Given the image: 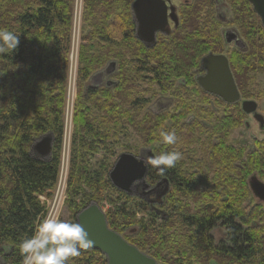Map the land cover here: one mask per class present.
<instances>
[{
    "label": "trees",
    "instance_id": "trees-1",
    "mask_svg": "<svg viewBox=\"0 0 264 264\" xmlns=\"http://www.w3.org/2000/svg\"><path fill=\"white\" fill-rule=\"evenodd\" d=\"M133 1L96 0L93 3L94 11L110 9L115 18L110 21L111 14L102 16L98 22L93 19L96 23L90 24L92 40L109 41L120 52L117 58L106 62L102 58L106 53L96 51L91 60L86 58L88 64L83 61L85 67L78 72L81 91L79 102L75 106L76 134L72 142L74 156L71 161L68 201L73 218L91 202H97L103 209L101 203L110 197L102 193L108 188L121 197L135 196L114 187L109 178L113 164L109 163L107 168L105 161L98 169L90 168V157L105 150L106 147L102 149L100 144H106L115 135V129L111 128L113 124L132 127L136 132L144 133L146 137L143 136V140L148 147L159 144V130H168L170 125V130H175L178 138L187 140H178L176 145L183 147L181 151L194 144V138L200 135L201 129L196 122L188 127L180 125L184 116L194 112L189 108L190 96L184 95L180 89H199L197 76L190 75V69H198L200 72L205 55L225 53L221 49L223 39L220 44L222 36L217 33L219 22L214 13L209 12L205 17L202 16V9L196 11V8H193V15L186 18L180 12L178 29L172 28L169 34L160 36L153 47H147L136 36V24L131 10ZM196 1L213 4L212 0ZM214 2L216 5L229 3L238 11L236 24L242 26L248 38V48L246 49V43L242 40L239 49L244 52L225 54L228 55L242 99L254 100L246 89L248 81H253L251 72H264V29L261 20L248 0ZM73 3L74 0H0V28L12 30L19 35L18 48L12 54L0 55V264H22L19 244L32 235L36 225L46 216V207L39 196H51L58 183ZM184 3L187 5L189 0ZM90 4L88 2V7ZM219 18L222 20L221 13ZM252 19H255V28L247 33L245 26L248 27ZM98 25L103 27L100 34L96 27ZM183 25L188 28L184 35L173 36ZM161 37L172 40L167 44ZM125 55L126 59L132 58L128 61V66L134 65L133 70L124 65ZM94 57L102 60L98 69L104 65L107 67L111 62L116 63L113 74H104L107 77L106 87L82 86L88 78L91 80L100 76L99 73L105 70L96 71L98 69ZM130 72L134 73V81H138L137 73L153 74L152 83L161 87L163 92L174 91L176 81L181 80L180 89L174 95L178 102L177 111L181 113L173 115L171 124L166 126V120H161L160 117L156 120L146 117L138 123L135 121L139 114L136 118L132 106L137 102L138 96L133 89V80L128 77ZM114 77H118V81ZM112 88H118L115 99L110 93ZM215 100L221 107L225 106V110L218 108V125L211 135L220 136L221 143L212 146L215 162L210 171L218 177V182L225 179L228 189L225 199L210 197L204 191V196L197 195L193 190L197 180H189L188 173L180 163L166 170L164 175L156 169L152 170L151 165L148 171L147 182L152 188L154 182L155 186L161 183L164 187L165 180H168L170 189L176 187L180 191V198L184 199V205L178 213L174 208L170 213L158 208L163 207L167 198L171 197L174 202L170 189L162 204L157 207L144 199L146 206L149 202L152 211L162 216L160 225L156 223L157 216L149 220L143 216L138 221L139 213L127 201L119 205L121 199H109L111 203H115L114 209L105 211L110 228L160 263L190 264L189 259L197 252L204 256L201 261L203 264H264V220L260 222L262 226L250 225L253 211L243 207L242 197L237 194L245 193V181L249 175L264 178V173L259 171L264 170V142L254 138L250 152L242 144L235 148L227 145L230 131L241 126L246 114L240 103L226 104L216 97ZM143 101L147 102V99ZM47 133L54 135L52 155L49 159H40L31 153V147ZM84 135L92 136V139H84ZM77 137L85 142L81 152L77 148ZM93 139L97 141H92ZM86 148L91 153H84ZM174 149L173 145L169 151ZM151 155L154 156L153 153ZM201 170V174H204L205 169ZM78 198H82L81 202H77ZM190 199L194 200L197 207L193 215H190V208L187 207ZM258 217L262 215L259 214ZM73 221L77 223L76 219ZM219 223L224 227L226 235L217 243L212 232ZM134 226L137 227L124 235L125 230ZM177 227L180 235L172 232ZM71 260L73 264H107L106 257L97 250L81 251L79 256Z\"/></svg>",
    "mask_w": 264,
    "mask_h": 264
},
{
    "label": "rangeland",
    "instance_id": "rangeland-1",
    "mask_svg": "<svg viewBox=\"0 0 264 264\" xmlns=\"http://www.w3.org/2000/svg\"><path fill=\"white\" fill-rule=\"evenodd\" d=\"M184 1L186 0H173L174 4L178 6L179 13H184V17L186 18L193 15V8H196V11L201 10L203 11V15L207 17L208 13L213 12L214 17L219 22V27L217 28V33L220 34L222 37L220 39V44L222 51L225 53H241L244 52V50L236 49L233 45L226 46L225 40H224V32L227 30H232L242 38V40L246 43V49L248 48L247 44V36L244 33V30L242 26L237 25V19H238V11L234 9L233 6H231L229 3H223L220 5H216V3L213 1V4H207V3H201L196 0H189V3L185 5ZM88 2H90V6L88 7ZM93 3H96V0H74L73 3V27H72V38H71V45H70V51H69V76H68V82L64 89V96H65V103H64V133H63V144H62V150H61V166L59 171V179L58 183L53 190L51 196H39V199L46 207V216L51 213L52 209L54 208L52 214H57L60 216L61 219L68 220L71 222H74L73 220L76 219L73 218V213L70 210L68 206V201L70 200L69 195V176H70V169L72 167V159H73V147L72 142L74 141V137L76 134V123H75V106L77 101L79 102V95H80V82H78V72L79 69L82 67H85V64L83 61L88 64L86 58H89L91 60L92 56L95 54L94 52H105L106 55L102 56L103 59L106 60V62H109V60H112L111 58H117L120 51L119 48L116 46L110 45V42H104V41H93L92 34H91V26L90 24H94L98 21H101L100 18L102 16H108L111 15L110 21H113L115 18L114 14L109 10L102 9L100 12L98 10H93ZM219 13L222 14V20L219 18ZM93 19H96V22H94ZM255 19H252L249 26L245 29L248 32L251 33V31L255 28ZM99 28V34L103 27L100 25L96 26ZM186 26L183 25L181 29L176 31L173 36H178L180 34L184 35V31L186 30ZM101 38V36H99ZM255 37V36H254ZM162 38V37H161ZM171 38V37H168ZM111 40V39H110ZM163 42L169 43V40L172 39H166L162 38ZM113 42V40H111ZM160 48H163L160 46ZM245 49V50H246ZM108 50V53H107ZM124 50V49H123ZM251 50H249L248 53H250ZM81 56V57H80ZM97 57V55H96ZM132 58L126 59V55L124 57V65L128 66V61L130 62ZM82 61V62H81ZM94 62L97 65V69L100 66V63L102 60H99L94 57ZM258 63V62H257ZM120 65V63H119ZM105 66V65H104ZM101 67L100 69L96 70L99 71L101 69H106L107 67ZM126 69V68H125ZM128 69L133 70L134 65L128 66ZM95 71V72H96ZM190 75H194V77L204 74L202 70L198 72V69H190L189 71ZM138 81H134V73L130 72L128 77L133 80L134 85V91L135 94L138 96L137 102L132 106L135 109V117L137 114H139V117L135 120L137 123L138 121L142 122L146 117L153 118L156 120L158 117H160L161 120H166V126L171 124L170 121L173 115H175L178 108V102L176 97L174 95L178 92L179 84L181 83V80H177L175 83V90H171L170 92H163L161 90V87L157 84L152 83V79L154 78L153 74H145L143 72L137 73ZM250 76L252 77V82L248 81L247 83V93H250L251 96L254 97V101L258 103V112L264 116V72L261 71H254L250 73ZM82 83V86L84 85L86 87L92 86L94 88H100V87H106L107 84V77L104 75L102 76H96L90 80ZM114 80L118 81V77H114ZM91 81V83H90ZM175 82V81H174ZM250 82V83H249ZM118 88H112L110 90L111 95L114 97H117ZM180 91H183L182 93L184 95L190 96V102H189V108L193 110L194 112H190L186 117L184 116V119L182 123L180 124L182 127H188L193 125L195 122L200 127L201 133L199 136L194 138V144L189 146L186 150H182V146L174 145V150H179L182 152L183 156L182 159L177 163L179 165L182 164V167L185 172L188 173L189 180H197L196 183H194V188L196 191V194H203L206 192L210 195V197L219 196L220 199H225V194L228 192L227 187L225 186V179H221L222 181H217L218 177L215 176V174L211 173L210 169L212 168L213 163L215 160L213 159V145H218L221 143V140L219 139L220 136H211L214 130L216 129L218 123L216 119L219 118L220 112L218 111V108L222 110L224 109L221 104H217V101L215 100V97L209 94L204 93L200 88H188L183 87L180 89ZM179 91V92H180ZM188 93V94H187ZM120 98V97H119ZM187 99V97L185 96ZM143 99H147V102H144ZM118 101V100H117ZM143 101V103H142ZM118 103V102H117ZM180 106V105H179ZM181 110V109H180ZM225 110V109H224ZM229 110H227L226 113H228ZM181 111L178 113L180 114ZM127 119V118H124ZM123 119V120H124ZM169 126L168 130H170ZM113 130V133L115 134L111 140H109L106 144H100L101 148L106 147L105 150H101L99 154H94L90 157V168L91 169H98L99 166L106 161V167L108 168L109 163L113 164L115 163L116 159L121 155L122 153H132L137 157H140V153L145 152H153L154 155H159L162 151H169L172 146H165L161 143L155 144V146L148 147L149 145H145L143 136L146 137V135L140 134L136 132L132 127H125L124 125H115L113 124L111 126ZM66 129V130H65ZM164 130L163 128L159 130ZM66 131V132H65ZM84 139L85 137L88 139H92L90 136L87 137V135L82 136ZM254 138H256L259 142H264V130L259 127V123L255 121V119L252 117V115H246L244 121L242 122L241 126L238 128H233L230 131L227 145H231L234 148L237 147V145L242 144L243 147H246L247 152H250L253 145H254ZM78 144L77 148L81 152L82 149H84V144L82 140L80 141V137H77ZM180 141L186 142L187 140L184 138H179ZM92 141H97L93 139ZM157 145V146H156ZM107 150V151H106ZM157 150V151H155ZM91 150H84V153L88 154L91 153ZM161 151V152H160ZM139 154V155H138ZM205 169L204 174L202 173L201 169ZM207 168V169H206ZM152 170H155V168L152 167ZM261 173H264V170H259ZM153 172V171H152ZM252 175H249L246 178V190L245 193H237L242 197V205L244 208H247L249 210L253 211L254 216L251 218L250 225H260L261 221L264 220V204H262L261 201H259L254 195L252 194L251 190L249 189L248 180ZM208 180H205V179ZM221 177H219L220 179ZM158 181V180H157ZM160 181V180H159ZM155 182L153 187H155ZM191 185V183H190ZM175 187V186H174ZM176 188V187H175ZM170 189L172 194V199L175 202H172L171 197L167 198L163 204V207L159 209L164 210L166 213H170L171 209L174 208L178 211L182 208L184 205V199L180 198V191L176 189ZM204 191V192H203ZM134 192V190H133ZM59 194V195H58ZM102 194L104 196L110 197L106 201H103L102 207L103 210H109L115 208V203H111L109 199L118 201V198L122 201L119 203V205H122L124 202H126L128 205H132L133 209L139 213L137 215V220L139 221L140 218L143 216L146 220L154 218V216H157L156 223L157 225H160L162 222V216L158 212L152 211L151 207L148 205L146 206L144 204L145 200L148 201L146 198H143L141 196H132L133 198H126L125 196H119L117 192L112 190L111 188H108L105 190ZM58 196V197H57ZM176 197V198H175ZM143 198V199H142ZM82 198H78L77 202H81ZM145 199V200H144ZM178 200V202H177ZM55 201V202H54ZM190 203L187 207L190 208V215H193L196 213L197 207L194 204V200L190 199ZM172 202V206L170 207V203ZM133 203V204H132ZM56 204V205H55ZM159 205V204H154ZM261 214L262 217H258V215ZM221 223L218 224V226L214 229L212 232V235L217 243L223 240L225 237L224 233V227H221ZM137 226L130 227L127 230H125L124 235H127L131 229H135ZM256 227V226H255ZM172 232H176L177 235H180L181 232H179V228L177 227ZM170 235V233H169ZM177 259V257L175 258ZM204 259V256L201 253L194 252L193 258H190L191 261L190 264H203L201 261ZM1 262V260H0ZM211 262V261H210ZM2 263V262H1ZM69 264H73V261L70 259Z\"/></svg>",
    "mask_w": 264,
    "mask_h": 264
},
{
    "label": "water",
    "instance_id": "water-1",
    "mask_svg": "<svg viewBox=\"0 0 264 264\" xmlns=\"http://www.w3.org/2000/svg\"><path fill=\"white\" fill-rule=\"evenodd\" d=\"M248 1L260 18L264 29V0ZM131 10L136 24V36L149 48L156 44L159 33H170V20L176 26L178 24L176 8L172 0H134ZM235 37H237L235 33H227L228 43L235 40ZM201 68L204 74L197 76L196 81L203 92L219 98L226 104L240 103L242 111L246 115H252L260 128L264 130V116L258 112V103L254 100H242L226 55L215 53L205 55ZM115 69L116 63L111 62L99 75L109 76L114 73ZM53 143V133H47L33 143L31 153L40 159H49L52 155ZM147 175L148 166L144 160L132 153L119 155L109 172V178L114 187L126 193H129L134 185L143 190L150 189V193L155 191L161 183L152 188L147 182ZM165 183L158 197L151 203L162 204L163 198L170 189L168 180H165ZM248 184L254 196L264 202V183L258 179L257 175H252ZM76 220L88 232L89 238L94 241L93 247L86 250L101 252L106 257L107 264H165L141 251L137 246L128 242L123 235L110 228L106 213L97 202H91L79 211Z\"/></svg>",
    "mask_w": 264,
    "mask_h": 264
},
{
    "label": "clouds",
    "instance_id": "clouds-1",
    "mask_svg": "<svg viewBox=\"0 0 264 264\" xmlns=\"http://www.w3.org/2000/svg\"><path fill=\"white\" fill-rule=\"evenodd\" d=\"M19 45V35L14 31L0 28V55L13 53ZM160 143L172 146L178 143L175 130H161ZM179 150L162 151L150 156L151 165L161 175L174 168L182 159ZM94 241L80 223L61 219L57 214H48L36 225L31 236L19 244L22 264H68L71 258L81 254L82 249L92 248Z\"/></svg>",
    "mask_w": 264,
    "mask_h": 264
},
{
    "label": "flooded vegetation",
    "instance_id": "flooded-vegetation-1",
    "mask_svg": "<svg viewBox=\"0 0 264 264\" xmlns=\"http://www.w3.org/2000/svg\"><path fill=\"white\" fill-rule=\"evenodd\" d=\"M187 1V0H186ZM172 4L175 6V8H176V14H177V17L179 16V11H178V6H176L175 4H174V2H173V0H172ZM179 26V17H178V24H177V26L170 20V31L172 30V28H175V29H178L177 27ZM229 32H233V33H235L236 34V36L237 37H235L236 39L234 40H232V42L231 43H228V40H227V33H229ZM163 35H167V34H163V33H159L158 35H157V41H158V38L160 37V36H163ZM224 40H225V45L226 46H231V45H233L234 46V48H236V49H239V47L242 45V39L240 38V36L238 35V33H236V32H234V31H232V30H227V31H225L224 32ZM216 54H222V53H216ZM224 55H226L227 57H228V55L227 54H225V53H223ZM230 62V61H229ZM202 69V68H201ZM204 72V71H203ZM200 75V74H199ZM197 78V77H196ZM202 90V89H201ZM150 156H153V155H151V153L150 152H145V151H143V152H141L140 153V157L144 160V162L146 163V165H147V159H148V157H150ZM148 166V169L150 168V165H147ZM149 171V170H148ZM258 179L260 180V181H262L263 183H264V178L263 177H261V176H258ZM166 184V183H165ZM249 185V184H248ZM138 186H136V185H134V186H132L131 187V191L128 193V194H130V195H135V196H141V197H143V198H146L148 201H150V202H152L153 200H155L156 199V197H158V195H159V193L162 191V189H163V187H162V185H159L157 188H156V190L155 191H153V192H151L150 193V189H148V190H143L141 187H138ZM249 189H250V187H249ZM133 190H134V192H133ZM252 192V191H251ZM148 193H150V194H148ZM253 194V193H252ZM254 195V194H253ZM255 197V196H254ZM258 199V198H257ZM262 204H264V202H262Z\"/></svg>",
    "mask_w": 264,
    "mask_h": 264
},
{
    "label": "bare ground",
    "instance_id": "bare-ground-1",
    "mask_svg": "<svg viewBox=\"0 0 264 264\" xmlns=\"http://www.w3.org/2000/svg\"><path fill=\"white\" fill-rule=\"evenodd\" d=\"M242 100H245V99H242ZM66 130V129H65ZM66 132V131H65ZM153 153V152H152ZM135 154V153H134ZM136 155V154H135ZM139 155V154H138ZM149 170V169H148ZM138 188V187H137ZM59 195V194H58ZM58 197V196H57ZM55 202V201H54ZM56 205V204H55ZM47 214V213H46Z\"/></svg>",
    "mask_w": 264,
    "mask_h": 264
},
{
    "label": "built area",
    "instance_id": "built-area-1",
    "mask_svg": "<svg viewBox=\"0 0 264 264\" xmlns=\"http://www.w3.org/2000/svg\"><path fill=\"white\" fill-rule=\"evenodd\" d=\"M53 210H54V208L52 209V211H51V213H50V214H52Z\"/></svg>",
    "mask_w": 264,
    "mask_h": 264
}]
</instances>
